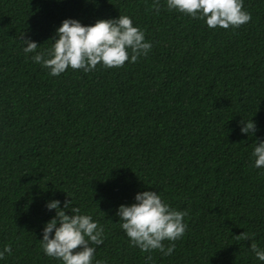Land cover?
I'll return each instance as SVG.
<instances>
[{"label":"trees","instance_id":"16d2710c","mask_svg":"<svg viewBox=\"0 0 264 264\" xmlns=\"http://www.w3.org/2000/svg\"><path fill=\"white\" fill-rule=\"evenodd\" d=\"M153 2L0 0V248L12 249L0 264H61L39 242L52 199L103 226L104 264H264L250 247L264 248V168L251 156L264 139V0H243L250 21L228 29ZM119 14L152 45L134 63L50 76L22 51V34L43 51L65 18ZM251 119L255 134L241 133ZM144 190L187 213L169 256L119 227L117 207Z\"/></svg>","mask_w":264,"mask_h":264},{"label":"clouds","instance_id":"9594fccd","mask_svg":"<svg viewBox=\"0 0 264 264\" xmlns=\"http://www.w3.org/2000/svg\"><path fill=\"white\" fill-rule=\"evenodd\" d=\"M169 11L186 14L201 19L210 29L217 27L236 28L250 21L251 15L243 8V0H165ZM153 10H161L160 0H154ZM52 44L43 51H37L38 44L30 37L21 35L22 51L33 53L31 60L48 70L50 76H59L67 69H82L90 72L99 64L104 68L122 67L125 62L134 63L141 56H147L151 43L145 33L133 25L126 15L97 19L92 24H83L76 18H65L55 29ZM256 124L246 121L240 127L244 134H255ZM255 142L251 156L254 167L264 168V139ZM47 210H55V215L44 223L42 238L39 239L43 253L61 264H104L95 259L96 247L103 244L104 229L89 214L81 213L79 207L66 201L63 208L60 201L45 202ZM70 208L71 214L65 209ZM119 217V227L129 238V243L150 253L158 250L163 256L172 254L175 243L180 239L187 225L183 218L185 211L176 210L164 202L152 190L135 193L134 202L120 204L115 212ZM251 240V236L244 235ZM170 241L165 246L164 241ZM258 261L264 262V248L251 244ZM11 247L0 248V260L11 254Z\"/></svg>","mask_w":264,"mask_h":264}]
</instances>
